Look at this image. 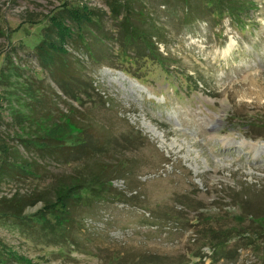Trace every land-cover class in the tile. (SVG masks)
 Listing matches in <instances>:
<instances>
[{
    "label": "rangeland",
    "instance_id": "obj_1",
    "mask_svg": "<svg viewBox=\"0 0 264 264\" xmlns=\"http://www.w3.org/2000/svg\"><path fill=\"white\" fill-rule=\"evenodd\" d=\"M125 1L115 17L107 0H0V200L35 201L17 217L0 202V264H264V0ZM64 2L98 21L54 73L78 101L34 49ZM12 107L49 121L18 125ZM62 115L81 130L55 146L90 154L64 160L18 141ZM23 161L29 176L10 167ZM112 164L121 196L71 205L64 237L32 218L57 182Z\"/></svg>",
    "mask_w": 264,
    "mask_h": 264
},
{
    "label": "trees",
    "instance_id": "obj_2",
    "mask_svg": "<svg viewBox=\"0 0 264 264\" xmlns=\"http://www.w3.org/2000/svg\"><path fill=\"white\" fill-rule=\"evenodd\" d=\"M126 2L125 0H123ZM211 2L210 5H213L220 9L221 6L229 7L230 0H207ZM120 2V0H107L106 6L108 8V13L118 17L121 10L124 11L125 3ZM230 8V7H229ZM219 11V10H218ZM225 11H228L225 9ZM94 14L89 11L86 6H70L66 2L63 5H60L58 12L51 15L47 18V24L40 28L38 32V42L35 44L34 49L36 54L39 57L41 67L48 69V74L52 78V81L58 84L59 90L64 97L74 101H78L79 96L72 94L68 88L69 82L58 81L54 78V73L63 71L66 68V61L72 59V56L69 52L66 51V46L72 45L73 37L80 40L81 31L86 25H93L98 23L97 19H93ZM123 24H126L127 21L122 19ZM133 27V26H132ZM75 34V35H74ZM75 59V58H74ZM57 63L58 65H54ZM79 64L76 61L74 64ZM49 67L52 70H49ZM16 69L11 68L6 73L7 78L12 77L16 81L18 77ZM80 88L82 86H79ZM29 91L28 89H26ZM29 95V94H27ZM32 99V97H30ZM12 116L18 125L20 122L34 121V124L38 126L42 124V121L45 118H37L36 120H31L30 115L24 117L20 112H17L16 109L12 107ZM60 122H55L52 124H45L51 127L49 131H40L36 132L34 140L31 139V136L25 130V127L22 129V136L18 138V141L22 144L25 149H35L36 152H40L42 156H52V157H61L64 160L70 156L72 159L73 156L80 158L81 156L90 154L88 146H85L84 143H78L75 146H72V155L70 153L64 152L65 148L61 146H55V143H59L61 137L66 133V131H76L81 130L77 124L72 120L71 116L62 115ZM38 133V134H37ZM48 142V144H45ZM50 143H52L50 145ZM3 164V162H2ZM27 166V167H26ZM13 169L20 171L24 175H31V165L26 162L17 163L13 162L10 165ZM9 167V169H11ZM28 169H26V168ZM118 164H112L111 168L108 169L106 165L98 167L91 172H87L84 179L81 178H66V180L61 183L57 182L54 185V200H44V205L41 210H39L35 215H32L36 223H39L41 229L47 231H56L60 229L62 235L65 232L67 226H70L68 221V210L71 205L80 204L81 206H91L93 204L103 203L107 200L118 198L121 196L119 192L113 189L109 183V175L115 173L120 175L124 170L121 171L120 168H117ZM127 173V172H125ZM112 175V174H111ZM88 194L84 197L83 195ZM16 201V204L13 207V202ZM40 201V200H39ZM0 202L9 203V206L5 210V215L12 214V217H17L12 212L20 214L25 206H33L35 201H29L24 197L13 196L9 200L1 199ZM49 218L54 219V222L50 223Z\"/></svg>",
    "mask_w": 264,
    "mask_h": 264
}]
</instances>
